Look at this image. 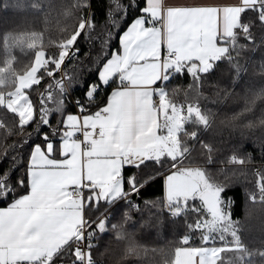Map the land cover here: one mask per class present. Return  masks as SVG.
Returning <instances> with one entry per match:
<instances>
[{
    "label": "trees",
    "instance_id": "trees-1",
    "mask_svg": "<svg viewBox=\"0 0 264 264\" xmlns=\"http://www.w3.org/2000/svg\"><path fill=\"white\" fill-rule=\"evenodd\" d=\"M145 4L146 0H0V209L29 192V159L36 146L58 144L68 115L106 106L117 79L104 87L99 72L120 50L122 34L144 15ZM262 12L264 5L244 9L239 28L225 42L227 53L208 72L192 74L183 67L158 84L171 105L185 116L196 109L201 118L185 117L178 138L180 158L123 168L120 178L126 195L97 201L94 192L87 191L85 218L93 233L88 264H174L183 248L212 247L222 248L217 264H264ZM39 53L47 63L23 90L33 113L22 121L8 99ZM92 87L95 92L89 96ZM155 99L161 100L159 94ZM182 167L202 169L221 191L235 224L236 244L218 237L205 241L201 225L211 213L200 199L179 204V214L170 217L163 177ZM58 256L64 261L76 258L70 245Z\"/></svg>",
    "mask_w": 264,
    "mask_h": 264
},
{
    "label": "crops",
    "instance_id": "crops-1",
    "mask_svg": "<svg viewBox=\"0 0 264 264\" xmlns=\"http://www.w3.org/2000/svg\"><path fill=\"white\" fill-rule=\"evenodd\" d=\"M258 5L264 0H146L144 15L122 34L120 50L104 66L118 84L106 106L68 115L58 144L33 149L29 192L0 209V264L58 255L85 217L86 203L70 201V187L89 183L101 200L125 166L163 151L158 84L183 67L192 74L208 72L227 53L225 42L239 28L244 9ZM168 53L175 59H164ZM197 250L183 248L176 259L217 264L219 256L208 259Z\"/></svg>",
    "mask_w": 264,
    "mask_h": 264
},
{
    "label": "rangeland",
    "instance_id": "rangeland-1",
    "mask_svg": "<svg viewBox=\"0 0 264 264\" xmlns=\"http://www.w3.org/2000/svg\"><path fill=\"white\" fill-rule=\"evenodd\" d=\"M65 55H67V52L64 53V56ZM46 63L47 61L45 59V55L43 53H39L36 57L32 69L23 79L20 80L18 91L15 93L12 99H8L10 107L12 108V110L19 114L22 121H27L33 113L32 105L30 104V102H28L23 90L33 84L36 73L43 66H45ZM104 66L105 64L99 72V79L102 86L105 87L108 85L114 75L109 73V66ZM94 92L95 87H92L90 88L88 95L91 96ZM159 96L164 106L161 109V116L163 118L162 133L165 141H163L162 143L163 151L155 152L152 155L153 157L151 160L158 161L164 157H169L175 160L181 157L178 138L179 133L183 129L185 117L186 119H190L192 116H194L196 119H200L201 115L196 109H190L187 110L185 116L180 107L171 105L167 101L162 89H160L159 91ZM80 113H82V111ZM163 183L164 200L167 203L166 207L170 208L171 206H175L177 211H179V204L185 205L189 200L199 199L200 194L205 190H210L212 193L219 192L221 194L220 190H216V188L209 183L205 173L202 169L199 168L182 167L179 170L174 169L163 177ZM258 185H260V183H258ZM141 186L142 185L136 187L129 193L136 192ZM110 187L112 191L109 190V186L103 190V193L101 194L102 201L107 200L108 202H111L126 195L124 194L120 175L115 183H113V185ZM258 187L260 188L261 185ZM219 203L221 206V213L219 215L210 214L211 216L208 217L207 221L203 222V224L201 225V229H204L205 233L204 239L205 241L211 242L216 237H218L220 241L224 240L227 243L233 242L234 244H236L238 236L235 232V224L230 219L227 208L224 207L223 200L221 198H219ZM221 249L222 248L220 247H212L202 248L197 251L198 254L205 255L206 258L210 259L212 258V256L218 257L221 253ZM174 264H180V257L176 259V262Z\"/></svg>",
    "mask_w": 264,
    "mask_h": 264
},
{
    "label": "built area",
    "instance_id": "built-area-1",
    "mask_svg": "<svg viewBox=\"0 0 264 264\" xmlns=\"http://www.w3.org/2000/svg\"><path fill=\"white\" fill-rule=\"evenodd\" d=\"M260 17L264 20V12L260 14ZM164 59L166 60H173L175 59L174 53H168L165 55ZM124 85V82H121ZM160 103L157 101L155 103L158 106ZM95 134H98V131H95ZM91 184L83 183L80 187H70L68 189L70 201L81 200L86 203V193L91 189ZM168 212L171 218H175L179 212L177 211L176 207L171 206L168 208ZM92 224L89 223L86 218L84 217L83 222L81 223L78 233L74 237V239L69 244L73 251L76 254V258L74 260H60L59 254L54 257L44 256L36 262L31 263H18V264H88L89 262V248L91 246L93 240V233L91 231Z\"/></svg>",
    "mask_w": 264,
    "mask_h": 264
},
{
    "label": "water",
    "instance_id": "water-1",
    "mask_svg": "<svg viewBox=\"0 0 264 264\" xmlns=\"http://www.w3.org/2000/svg\"><path fill=\"white\" fill-rule=\"evenodd\" d=\"M219 198H220L219 192L212 193L210 190L203 191L199 196V199L202 201L205 208L213 215H219L221 213ZM94 199H97L98 201V196L94 195ZM89 202L90 199H88L87 204Z\"/></svg>",
    "mask_w": 264,
    "mask_h": 264
}]
</instances>
